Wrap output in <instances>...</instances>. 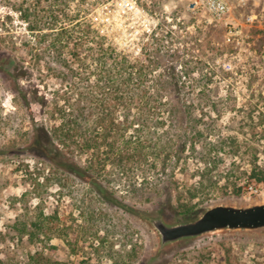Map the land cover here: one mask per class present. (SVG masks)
Wrapping results in <instances>:
<instances>
[{
    "label": "rangeland",
    "instance_id": "obj_1",
    "mask_svg": "<svg viewBox=\"0 0 264 264\" xmlns=\"http://www.w3.org/2000/svg\"><path fill=\"white\" fill-rule=\"evenodd\" d=\"M4 1L0 0V33L4 44L19 47L31 38L25 23ZM138 7L141 13L137 17L121 20L116 0H71V15L79 13L94 23L105 46L125 49L134 57L145 56L141 64L150 63L151 69L184 73L181 81L203 94L194 108L206 120L213 117L212 135H237L246 144L253 139L246 123L260 122L254 138H261L264 148V27L260 26V0H234L230 15L220 22L201 9H192L186 0H139ZM40 63L38 68L29 69L30 75L21 81L23 86L37 85L48 100L45 107L38 108L36 124L50 129L61 124L71 126L59 114L50 116L51 102L60 98V105H68L71 113V85L93 87L95 77L82 82L71 77V69L51 58L43 57ZM12 86L9 77L0 73V264H26L29 255L47 247L43 236L31 243L17 230L30 219L37 221L43 216L51 218L41 219L44 229L51 231L50 244L65 245V240L71 241L73 264H126L132 247L140 249L142 264H264V231H227L160 248L148 222L151 218L180 222L210 206H245L264 201V183H253L241 194H235L220 178L221 189L213 192L195 213L182 216L174 208L180 201H166L167 180L158 181L153 173H148L149 184L144 193L131 194L125 174L119 176L116 165L108 164L106 177L112 182L108 186L126 198L127 206L122 207L118 201L108 203L86 183L59 174L53 165L37 156L39 151L29 146L37 136L35 124L15 97ZM165 125L174 134L181 133L180 121L175 118ZM58 148L66 157L75 156L83 163L85 156L73 152L71 140L60 141ZM195 157L189 152L179 155L181 161L171 172L179 185L177 190L197 179ZM234 160L225 158L220 169H235L239 160ZM239 165V170L248 169L244 160ZM131 172L130 181L143 180L133 175L139 170L134 168ZM158 182L161 184L156 186ZM139 210L146 211L145 218L139 216ZM96 247L102 251L99 262L92 249ZM139 261L133 264H140Z\"/></svg>",
    "mask_w": 264,
    "mask_h": 264
},
{
    "label": "trees",
    "instance_id": "obj_2",
    "mask_svg": "<svg viewBox=\"0 0 264 264\" xmlns=\"http://www.w3.org/2000/svg\"><path fill=\"white\" fill-rule=\"evenodd\" d=\"M3 3L25 23L31 39L23 41L19 47H11L4 44L0 33V73L9 77L13 84L11 90L35 124L37 136L29 146L39 151L37 156L53 165L59 174L86 183L95 195L108 203L118 201L126 207V198L109 187L112 182L106 177L107 165H116L119 176L125 174L129 192L136 195L144 193L149 184L147 174L153 173L158 181L167 180L166 201H180L174 208L182 216L195 213L213 192L220 190V178L225 179L226 187L235 194H241L253 183H264V159H261L264 148L261 138H254L260 122L246 123L253 135L246 144L237 135H212L213 117H208V122L205 115L194 108L203 94L181 81L184 73L151 69L150 63L141 64L145 56L138 58L125 49L111 44L105 46L94 23L79 13L71 15V0H5ZM43 57L71 69L75 80L88 82L91 76L95 77L93 87L71 85V113L68 105H60V98L51 102L50 116L59 114L71 126L61 124L50 129L42 123L36 124L37 110L45 107L48 100L37 85L23 86L21 81L28 78L29 69L40 66ZM174 118L180 121L181 133L174 134L172 128L165 125ZM65 140H71L73 152L85 156L83 163L75 156L66 157L58 148L60 141ZM184 152L196 156L197 179L177 190L179 185L171 172ZM225 158L235 159L234 163L239 160L235 169H220ZM243 160L248 169L239 170ZM134 168L140 172L133 175L143 178L140 183L130 181L128 174ZM235 172L238 175L235 176ZM158 184L161 183L156 186ZM145 212L139 210L138 214L145 218ZM41 219L51 220L48 216ZM41 219H30L17 229L18 235L26 236L31 243L39 241L41 236L48 241L46 248L28 256L26 264H73L71 241L65 240V245L50 244L51 231L44 229L45 222ZM92 249L99 262L102 251L98 247ZM127 257L126 264L136 260H140V264L144 262L136 247L130 249Z\"/></svg>",
    "mask_w": 264,
    "mask_h": 264
},
{
    "label": "water",
    "instance_id": "obj_3",
    "mask_svg": "<svg viewBox=\"0 0 264 264\" xmlns=\"http://www.w3.org/2000/svg\"><path fill=\"white\" fill-rule=\"evenodd\" d=\"M148 222L157 235L160 248L227 231H264V201L245 206L214 205L180 222L161 218H151Z\"/></svg>",
    "mask_w": 264,
    "mask_h": 264
},
{
    "label": "built area",
    "instance_id": "obj_4",
    "mask_svg": "<svg viewBox=\"0 0 264 264\" xmlns=\"http://www.w3.org/2000/svg\"><path fill=\"white\" fill-rule=\"evenodd\" d=\"M139 0H116L117 12L121 20L126 16L132 18L137 17L141 13L138 7ZM192 6V9H201L207 12L211 18L215 21H224L230 15L232 10V2L234 0H186ZM262 3V13L260 26L264 27V0H260ZM256 18V15L253 16ZM109 20V16H107ZM264 61V53L262 54Z\"/></svg>",
    "mask_w": 264,
    "mask_h": 264
}]
</instances>
